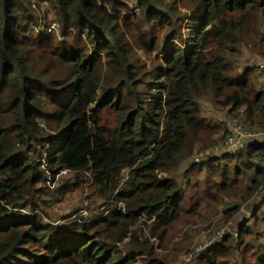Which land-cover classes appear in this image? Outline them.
<instances>
[{"label": "trees", "instance_id": "obj_1", "mask_svg": "<svg viewBox=\"0 0 264 264\" xmlns=\"http://www.w3.org/2000/svg\"><path fill=\"white\" fill-rule=\"evenodd\" d=\"M47 1L50 30L31 0H0V264H177V242L155 250L138 218L163 239L177 220L219 229L236 215L238 234L184 263L264 264V139L190 161L228 133L205 105L264 130V92L237 74L243 47L264 54V0ZM42 155L110 212L43 223L66 183L46 185Z\"/></svg>", "mask_w": 264, "mask_h": 264}, {"label": "rangeland", "instance_id": "obj_2", "mask_svg": "<svg viewBox=\"0 0 264 264\" xmlns=\"http://www.w3.org/2000/svg\"><path fill=\"white\" fill-rule=\"evenodd\" d=\"M164 1L169 3L171 0H164ZM128 2H129L128 4L132 5V1H128ZM122 10L126 11L125 8H122ZM30 11L34 16L37 17L36 22L39 23L37 25V27L39 28L42 27L43 22L48 21L50 17V12L48 10H41L40 8V10L30 9ZM133 11H135V9H133ZM46 12L48 13V15L45 14ZM138 54H140L142 58H146V55L143 53L141 49L138 50ZM263 60H264L263 53H256L255 51H251L243 47L241 50V58L239 61V64H241V68L237 70V74L240 75L243 73L244 76H246L249 81H252L253 84L256 85L258 89L264 92V67L260 66V63ZM202 110H203L202 115L204 116L205 120H207L211 124L216 123V124L225 125L226 120L230 117L225 109L220 110L205 105ZM182 168H184V164L182 165ZM69 175H70L69 173H66L64 175L59 176V178L64 176L63 182L66 184L64 185L62 190L59 191L57 197H55L54 200L50 202L48 207L44 209V214H49L50 217L53 218H48L46 217V215H42L43 223L48 221L54 222V224L61 223L63 222V218H58L59 216L72 215L76 213L78 209L84 206L85 204H87L89 208V212H90L89 217L93 218L99 213L102 200L95 193V191L91 187V184H88V182L84 181L83 178L81 180L74 179V181H72ZM75 181L79 182V185L76 188L71 186L70 184L71 182H75ZM56 182L53 185L52 189L55 188ZM260 212H262V209H260ZM242 216H249V215L242 214ZM216 217L213 220H211L209 223L199 222L194 226L184 227L182 230H180L182 228V222L180 220H177L173 227L174 230L169 231L168 234L163 239H160L157 236L151 237L149 235V229L151 228H148V226L150 225L151 222H154L153 217L142 216L138 218L137 225L139 227H142L143 234L147 236L149 243H152L154 245L155 250L160 249L162 253L169 251L172 242L173 243L177 242L175 247H177L181 251V253H179V261L177 262V264H185L184 262L186 261L183 260V256H184L183 253L186 249L190 250L195 246H199L201 243L205 241L209 242L214 239L215 233L213 232H215L217 229L215 228V226H213V223L216 220ZM237 220H238L237 215L229 220V225L224 228L226 232L230 230L233 231L234 233L235 232L237 233L238 231L236 228ZM208 224L210 226H208ZM133 227L134 226H131L129 229L131 230ZM170 234H172V237H170ZM167 240L169 241H168V245L166 246L165 242ZM212 243L213 242L208 243L207 248ZM113 245H115V250L119 251L121 254L126 255L128 253V250L125 247L123 241L114 242ZM173 252H175V250H173ZM130 255H134L133 256L134 261L132 264H143L141 255H137L136 253H131Z\"/></svg>", "mask_w": 264, "mask_h": 264}, {"label": "built area", "instance_id": "obj_3", "mask_svg": "<svg viewBox=\"0 0 264 264\" xmlns=\"http://www.w3.org/2000/svg\"><path fill=\"white\" fill-rule=\"evenodd\" d=\"M128 11L129 12H135L136 8H134L132 5L128 4ZM31 6L33 8H41L45 9L49 6L47 0H31ZM132 6V7H131ZM135 9V11H133ZM58 27V23L54 20L51 19L48 24V29H55ZM261 67H264V60L260 63ZM227 128H228V133L226 134L225 138L223 139L222 142L219 144L212 145L211 147H207L205 149H198L195 151V153L191 156L190 161L193 163H198L205 159L207 156L212 155V154H217V155H222L223 153H234L239 151L240 149H243L246 147V145L254 139L257 138H263L264 139V130H256V129H248L245 126L241 124V122L236 118H228L225 122ZM62 172H66L65 169L62 170ZM87 206V204H85ZM119 205L122 206L120 203ZM24 211V210H22ZM77 213H80L82 216H87L89 215V212L85 207L81 208ZM240 214H250V210L246 206H242L239 210ZM64 222V221H63ZM61 223H55V224H62ZM54 223V222H53ZM228 226V225H227ZM225 226V227H227ZM224 227V228H225ZM222 228L219 230L217 233H215V237L212 241H205L201 243L199 246H195L192 250L188 251L186 254L183 256V260L188 262L192 258H195L198 252H201L204 248L207 247L208 243L213 242L215 239L220 238L222 234L226 232V230ZM228 232L234 234L233 231L228 230Z\"/></svg>", "mask_w": 264, "mask_h": 264}, {"label": "clouds", "instance_id": "obj_4", "mask_svg": "<svg viewBox=\"0 0 264 264\" xmlns=\"http://www.w3.org/2000/svg\"><path fill=\"white\" fill-rule=\"evenodd\" d=\"M125 3H126V7H125V9H126V11H128L129 9L127 8V3H129L127 0L125 1ZM133 5V4H132ZM133 7L134 8H136L134 5H133ZM137 9V8H136ZM137 11V10H136ZM135 11V12H136ZM129 12V11H128ZM51 18H52V16H50L49 17V19L51 20ZM48 19V24H49V20ZM225 126H226V124H225ZM227 127V126H226ZM257 130V129H256ZM42 157H43V160H42V166L44 167V170L48 173V176H47V180H46V185L48 186V187H50V188H52L53 187V185L55 184V182L57 181V179H58V176L60 175V174H66V173H68L69 172V170L68 169H66V168H63V169H65L66 170V172H62V170L63 169H61L60 170V172L57 174V175H55V177L54 178H52V175L48 172V169L45 167L46 166V161H45V159H44V155H42ZM88 184H90L89 182H88ZM263 185H264V183H263ZM263 189V187L261 188V190ZM122 204V206L121 205H119V204ZM83 207H85L86 209H87V211L89 212V208H88V206H86V205H84V206H82L81 208H83ZM81 208H79L78 209V211L81 209ZM117 208H121V209H123L124 208V205H123V203L122 202H118V204H117ZM19 210L22 212V213H28L29 211L28 210H26L25 208H19ZM22 210H24V211H22ZM77 211V212H78ZM74 213V214H72V215H67V216H59L58 218H63V223H65V222H68L69 220L70 221H72L73 220V218L76 216L77 218H81V217H83V218H85V219H91V217H89V215H87V216H82L80 213ZM108 212H110V210L108 209V208H105V206H100V211H99V213L96 215V216H94L93 218H97L98 217V215H101V216H105V215H107V213ZM90 213V212H89ZM251 213V212H250ZM242 215V214H241ZM250 215V214H249ZM47 217V216H46ZM48 218H53V217H48ZM48 222H50V221H48ZM51 224H54L53 222H50ZM62 223V224H63ZM62 224H54L55 226H60V225H62ZM227 225H229L228 223L225 225V226H227ZM225 226H223V227H221V228H219V229H217L215 232H213V233H217L219 230H221L222 228H224ZM212 233V234H213ZM225 233H228L230 236L231 235H236V234H238V231H237V233L235 232L234 234H232V233H230V232H225ZM224 233V234H225ZM223 236V234L220 236V238ZM217 239H219V238H217ZM216 239V240H217ZM215 241V240H214ZM207 248V247H206ZM206 248H204L202 251H204ZM193 249V248H192ZM192 249H190V250H192ZM190 250H188V251H190ZM187 251V252H188ZM186 252V253H187ZM185 254V253H184Z\"/></svg>", "mask_w": 264, "mask_h": 264}, {"label": "crops", "instance_id": "obj_5", "mask_svg": "<svg viewBox=\"0 0 264 264\" xmlns=\"http://www.w3.org/2000/svg\"><path fill=\"white\" fill-rule=\"evenodd\" d=\"M48 7H49V6H48ZM36 9H37V10H40V8H36ZM41 10H48V8L41 9ZM229 118H235V119H236V118H237V116H231V115H230V117H229Z\"/></svg>", "mask_w": 264, "mask_h": 264}]
</instances>
